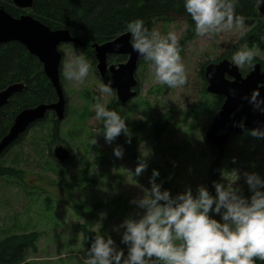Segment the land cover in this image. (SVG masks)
<instances>
[{
    "label": "rangeland",
    "instance_id": "374dc122",
    "mask_svg": "<svg viewBox=\"0 0 264 264\" xmlns=\"http://www.w3.org/2000/svg\"><path fill=\"white\" fill-rule=\"evenodd\" d=\"M14 6V5H13ZM15 7V6H14ZM16 8V7H15ZM17 9V8H16ZM22 15H31L30 9ZM258 20H246V27L200 37L194 32V23L184 18L169 17L156 20L153 30L167 35L174 31L180 44V55L187 74L182 87L169 88L157 83L146 60L138 63L135 77L136 96L120 105L115 95L101 97L110 110L118 112L132 133L130 149L122 148L121 134L112 143L102 135L103 122L94 119L92 104L99 95L98 85L109 84L110 74L102 78L97 61L90 48L83 53L92 64L83 82L69 81L61 74V65L71 58L73 45L58 47L62 54L60 81L66 97V112L58 122V140L72 152L69 163L60 164L49 154L53 123L46 121L27 131L25 138L13 144L0 158L5 167L23 171L21 181L0 178V241L6 236L36 233V251L28 261L35 264H83L87 247L81 226L91 239L96 235L111 236L120 244V232L113 231L126 218H138L142 211L130 203L143 195L142 188H150L152 171L159 172L156 182L171 195L197 186H209V168L212 160L210 144L205 131L211 125L212 102L215 95L206 92L204 71L210 63L223 59L232 62V54L252 36ZM255 58L264 63V35L252 45ZM118 56H113L114 59ZM108 60L117 65L126 62ZM246 75L251 67L239 68ZM251 130L233 135L225 147L215 182H231V173L240 175L234 186L249 196L243 173L256 172L264 178V139L251 136ZM25 135V134H24ZM95 139L96 143L92 144ZM151 149L147 168L134 176L143 144ZM120 146L123 157L117 158L113 149ZM140 150V151H139ZM235 158V163H233ZM103 159V163L101 160ZM213 181V182H214ZM214 195L215 190L213 187ZM105 214L101 220V214ZM218 220L219 217L217 216ZM100 222L101 226L97 223ZM256 264V262H255Z\"/></svg>",
    "mask_w": 264,
    "mask_h": 264
},
{
    "label": "clouds",
    "instance_id": "9594fccd",
    "mask_svg": "<svg viewBox=\"0 0 264 264\" xmlns=\"http://www.w3.org/2000/svg\"><path fill=\"white\" fill-rule=\"evenodd\" d=\"M256 3L259 5L264 0ZM238 4L239 0H183V7L194 22V32L200 37L233 28L244 29L246 18L236 13ZM124 32L130 34L133 51L149 62V70L157 83L169 88L187 83L174 31L165 36L156 30L149 31L143 20L135 19L127 22ZM254 56L253 49L243 44L231 59L236 67L244 68L252 65ZM91 68L85 55L74 51L62 63L61 74L69 81L83 82ZM98 92L91 107L94 119L103 122L105 141L112 143L123 134L126 143H131L132 133L126 120L101 102V97L114 94L113 89L101 82ZM247 100L254 110L264 113V97H260L258 89ZM249 134L264 139V130L252 129ZM95 143L93 139L92 144ZM113 154L122 158L123 149L117 146ZM150 155L151 149L143 144L134 176L139 177L147 168ZM229 175V183L213 182L215 195L201 185L195 194L186 188L173 196L156 182L159 172L154 169L149 179L151 187L142 188L143 195L130 201L142 210L136 213L138 218H126L113 229L117 232L123 229L120 244L124 247L109 235H96L86 250L83 264H255L256 258L264 260V178L256 172L243 173L250 193L246 197L234 186L240 178L237 170ZM104 215L101 214V220Z\"/></svg>",
    "mask_w": 264,
    "mask_h": 264
},
{
    "label": "trees",
    "instance_id": "16d2710c",
    "mask_svg": "<svg viewBox=\"0 0 264 264\" xmlns=\"http://www.w3.org/2000/svg\"><path fill=\"white\" fill-rule=\"evenodd\" d=\"M256 5V0H239L236 13L243 15L246 20L257 19L259 15ZM0 7H3L13 17L25 13L16 9L11 0H0ZM30 10L33 18L50 29L69 30L72 36L78 37L88 45L86 50L76 47V51L89 54L90 45H100L114 40L125 33L124 28L127 22L135 19L143 20L149 31L153 30L156 20L172 16L188 20L191 27L194 23L183 7V0H33ZM253 31L246 43L250 48L264 35V21L260 23L258 20ZM115 58L110 56L108 60L124 61L126 57L118 56ZM256 62H260L264 67V63L254 57L252 65ZM252 65L247 67H252ZM244 71L241 70L243 73ZM19 82L25 84V89L14 94L8 103L0 109V139L7 133L14 116L21 110L39 104H52L57 100L56 92L46 78L42 65L36 57L30 55L25 47L18 42L0 44V91L10 84ZM223 101L221 96L213 97L211 115L221 108ZM46 121L53 123L48 147L51 155V147L58 140L59 128L58 122L51 118V114L50 116L47 114L44 120L32 125L28 130ZM25 136L26 134L20 136L14 145L20 143ZM119 143L130 155H133L126 140ZM210 148L212 160L209 168L208 190L214 195L213 181L218 175L222 155L217 154L212 146ZM101 163H103V159ZM2 177L22 182L24 173L14 167H5L0 162V178ZM215 218L218 219L217 216ZM81 229L84 235V243L88 248L92 242L91 236L84 226H81ZM36 242L37 234L35 232L6 236L0 241V264H35L28 261V258L31 253L36 251ZM255 262L256 264H264V260L259 258H256Z\"/></svg>",
    "mask_w": 264,
    "mask_h": 264
},
{
    "label": "water",
    "instance_id": "95a60500",
    "mask_svg": "<svg viewBox=\"0 0 264 264\" xmlns=\"http://www.w3.org/2000/svg\"><path fill=\"white\" fill-rule=\"evenodd\" d=\"M17 9H31L33 0H11ZM257 6L260 18L264 17V3ZM130 34L123 33L112 41L103 44H93L90 48L97 61L96 68L102 78L110 73L109 85L115 91L120 104L132 100L137 92L138 81L135 73L142 59L130 45ZM18 42L25 47L41 63L43 72L54 88L57 96L52 104H39L25 108L17 113L7 133L0 139V157L28 129L45 119L49 112L55 115L57 121H62L66 112V97L61 85L59 68L62 54L58 47L62 44L73 45L86 50L88 45L78 37L72 36L67 29L52 30L31 15L13 17L3 7H0V44ZM119 45V47H117ZM109 56H126L127 60L118 66L108 65ZM207 83L206 92L223 97L220 110L214 115L211 125L205 131V139L222 154L233 135L244 130H264V113L256 111L248 103L253 90H259L264 97V71L260 62L252 65L251 70L243 75L238 67L227 59L218 63H210L204 71ZM25 89L23 82L13 83L0 91V109L16 93ZM243 127H240V124ZM53 158L60 164L68 163L71 151L62 143L52 148Z\"/></svg>",
    "mask_w": 264,
    "mask_h": 264
},
{
    "label": "flooded vegetation",
    "instance_id": "af4514ba",
    "mask_svg": "<svg viewBox=\"0 0 264 264\" xmlns=\"http://www.w3.org/2000/svg\"><path fill=\"white\" fill-rule=\"evenodd\" d=\"M74 48H75V50H77L76 47H74ZM109 57H110V56H109ZM109 57H108V58H109ZM125 57H126V56H125ZM126 60H127V57H126ZM119 64H121V63H119ZM119 64L114 65V64H109V62H108V65H109V66H110V65L118 66ZM262 69H263V71H264V67H263V66H262ZM108 73H109V72H107V74H108ZM107 74H106V75H107ZM109 74H110V73H109ZM106 75H105V76H106ZM110 77H111V75H110ZM135 78H136V77H135ZM136 80H137V79H136ZM109 82H110V79H109ZM113 92H114L113 95H115V98H116V93H115V91H113ZM118 103H119V102H118ZM119 104H120V103H119ZM120 105H122V104H120ZM56 144H58V143H56ZM56 144H54V146H55ZM71 155H72V152H71Z\"/></svg>",
    "mask_w": 264,
    "mask_h": 264
}]
</instances>
